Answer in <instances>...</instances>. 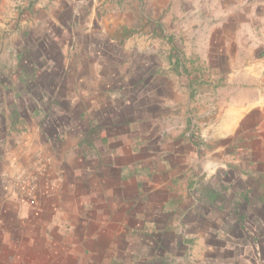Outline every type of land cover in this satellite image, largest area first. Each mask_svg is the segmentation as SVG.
<instances>
[{
    "label": "crops",
    "instance_id": "0c3cea01",
    "mask_svg": "<svg viewBox=\"0 0 264 264\" xmlns=\"http://www.w3.org/2000/svg\"><path fill=\"white\" fill-rule=\"evenodd\" d=\"M23 2L20 19L13 7ZM67 12L73 38L88 28L81 33L86 42L74 47L97 52L94 65H103L104 53L132 47L139 55L136 67L147 69L134 89L159 84L150 97L158 108L161 98L196 100L191 106L196 113L186 104V126L201 129L208 140L181 134L165 145L156 127L146 132L133 122H105L100 109L83 125H54L49 133V113L39 107L32 130L17 146L0 151V264H33L32 252L39 253L38 260L84 264L152 251L160 252L153 255L154 264H172L167 256L161 259L157 230L171 233L174 216L188 208L175 206L174 196H192L186 191L196 186L198 175L215 176L222 169L230 179L247 181L225 191L241 198L227 204L220 190L197 189L213 211L205 212L203 203L185 223L198 229L181 240L195 244L181 264H264V0H0V43L13 36L18 19L25 37L34 28H45L49 36L48 27L63 24ZM91 81L106 82L104 76ZM124 90L107 97L122 99ZM207 111L212 112L208 122L192 124V115L205 117ZM126 132L132 133L131 142L126 143ZM147 142L148 158L142 150ZM30 177L36 190L24 197L20 185ZM186 180L189 190L179 192ZM252 197H259L260 207ZM217 206L219 212L228 209L227 215H218ZM140 233L150 234L140 240ZM130 242L153 250L125 252Z\"/></svg>",
    "mask_w": 264,
    "mask_h": 264
},
{
    "label": "rangeland",
    "instance_id": "374dc122",
    "mask_svg": "<svg viewBox=\"0 0 264 264\" xmlns=\"http://www.w3.org/2000/svg\"><path fill=\"white\" fill-rule=\"evenodd\" d=\"M24 6L23 2V4L17 3L13 7L20 19L24 15L25 9L22 11ZM84 7L81 10L87 11ZM20 19L13 24V36L7 35V44L5 45L3 41L0 43L3 47L0 50V151L3 152L7 148L17 146L25 134L32 130V127L38 122L34 113L39 107L42 109V112L44 107L49 113V117L45 123L48 126L47 131L49 133L55 132L53 129L54 125L60 126L59 128L66 127L68 129L74 123L83 125L84 119H88L90 115H95L94 111L100 109L101 119L105 122H110L111 119H117L124 123L133 122L135 125L141 126V129L146 130V132L150 128L156 127L159 129L157 139L165 145L168 138L181 134H185L187 137L196 140H208V137L204 136L201 129L191 131V128L186 126V104L187 102L189 103L190 112L193 110L196 113L197 109L191 108L192 105L196 107V100L170 99L168 97L164 100L161 98L158 103L162 108H158L157 101L151 100L150 97L152 93H157L156 88L159 87V84L148 82L145 86L134 89L136 85L134 84L135 79L139 78V75H145L144 72H147V69L136 67L139 55L132 47H129V49L125 48V50L114 54H111V51L104 53V55L102 53L101 59L105 62H102L103 65L101 64L100 67V63L94 65L92 61L93 58L99 57L96 55L98 54L97 52H87L83 46L82 49L74 47L77 42H81L82 44L86 42L85 40L88 38L82 36L81 33L88 28H81L82 32L73 38L68 30L70 22L68 12L63 15V24L59 23L57 27L52 29L48 27V31H50L49 36L43 34L46 30L45 28L43 32H39V28H34L36 31L32 29L33 31L30 33V36L25 37L22 32L24 33L27 29L24 30L22 26H18L21 23ZM21 51L23 52V56L25 55L23 60H21ZM90 55L95 57H90ZM23 74L31 78L26 82V80L22 79ZM97 76H104L106 82L100 84L91 81L92 79L95 80ZM121 88H125L124 92L126 93L122 99L118 98L111 101L107 97L108 92ZM159 92H163V88ZM168 94L167 96H170ZM153 102L156 104L153 105ZM211 118L212 112H209L205 117L195 114L192 115V124L197 127L199 122H208ZM125 134L128 136L126 143L131 142L132 133L126 132ZM243 142L244 139L241 140V145ZM61 143L57 142L58 145ZM146 147V149L143 148L142 150L148 158L151 151L148 148V142ZM239 152L238 150V155H240ZM240 153L242 154V152ZM218 171L215 176L212 174L198 175L193 180L196 182V186L192 190L188 189L190 188L189 184L191 180L180 183L181 188L179 192L189 190L186 193H191L192 196H185V193L178 196V198L174 196L175 206L176 204H189V206L183 213L179 212L174 216L171 233H167L165 228L162 227L157 230L159 235L156 237L161 239L160 244L163 247L161 259L167 256L169 263L181 264L180 259L182 256L190 250L194 251L195 244L187 243V239L186 244H184L181 243V240L183 237L195 234L198 228L196 226L185 228V223L193 221L195 213L197 214L201 210L199 207L203 203L206 206L204 208L205 212L208 210L213 211L212 208L208 207V203L202 202L200 197H198L197 189L212 188L220 190L222 193L220 200H225L227 204H230L233 198H241L235 194H230L229 191H225L226 189L243 188L246 186L247 181L242 178L230 179L226 177L225 174L228 172L224 171L227 170L222 169L220 173ZM26 179H24L26 184L20 185V191H23L24 197L27 194L32 197L36 190V179L34 177ZM252 198L257 207H260L258 202L259 197ZM219 210H221V206H217V214L221 217H223V214L227 215L228 209L225 213L219 212ZM259 214L260 212H257V215ZM250 218L255 219L254 216ZM133 222L131 220L130 223ZM182 222L184 225L183 229L180 227V225L182 226ZM145 234L150 233H140L139 239H145ZM141 246L136 245L135 242H130L129 244H125L124 251L127 252V248H131V251L136 250L137 252H141L140 249H143L144 246L148 248L151 246L150 248H152V245H147L143 242H141ZM158 253L152 251L148 254H141L137 258H133L132 253H130V256L126 259L107 261L104 259H93L86 263H84L85 261L80 262L84 264H154L153 255L157 256L155 254ZM31 256L37 257V259H31L33 264L79 263V261L66 263L63 260H38L39 253L34 252H32Z\"/></svg>",
    "mask_w": 264,
    "mask_h": 264
},
{
    "label": "built area",
    "instance_id": "2783aa9c",
    "mask_svg": "<svg viewBox=\"0 0 264 264\" xmlns=\"http://www.w3.org/2000/svg\"><path fill=\"white\" fill-rule=\"evenodd\" d=\"M32 189H34L33 187H31Z\"/></svg>",
    "mask_w": 264,
    "mask_h": 264
}]
</instances>
